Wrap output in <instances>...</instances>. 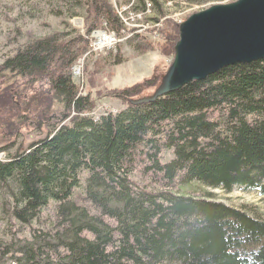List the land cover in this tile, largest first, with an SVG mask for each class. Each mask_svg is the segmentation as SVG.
Here are the masks:
<instances>
[{"label": "trees", "instance_id": "1", "mask_svg": "<svg viewBox=\"0 0 264 264\" xmlns=\"http://www.w3.org/2000/svg\"><path fill=\"white\" fill-rule=\"evenodd\" d=\"M56 2L51 13L63 18L64 30L29 38L0 66L20 97L33 93L24 111L5 91L6 126L34 112L48 121L43 138L0 160V264H264V219L185 191L199 183L264 196V59L138 104L131 101L151 95L167 70L96 90L98 70L84 94L72 67L90 47L91 33L126 27L109 0ZM132 2L137 11L150 4L146 21L167 19L154 16L159 0L126 3ZM76 16L84 31L69 29ZM163 25L161 41L135 49L174 57L179 24ZM131 34L132 41L141 33ZM44 82L49 90L37 92ZM102 97L125 106L96 118ZM165 152L172 158L164 162Z\"/></svg>", "mask_w": 264, "mask_h": 264}, {"label": "rangeland", "instance_id": "2", "mask_svg": "<svg viewBox=\"0 0 264 264\" xmlns=\"http://www.w3.org/2000/svg\"><path fill=\"white\" fill-rule=\"evenodd\" d=\"M109 1L113 5L115 12H119L120 7L130 4L126 3L129 0ZM234 1L236 0H224L217 3H231ZM213 3L189 4L182 0H159L160 9L158 7L155 8L154 16L158 19L165 15L163 18L170 19L173 22L177 18H185L186 20L191 14L207 9ZM53 6H58L56 0H0V66L7 57L14 53L18 45L24 44L29 38L43 37L50 33L64 30V26L61 24L63 18L51 13ZM125 16L128 17L125 18L127 22L124 23L127 32L123 33V38L120 37L116 42L111 41L108 48L104 50L96 48L98 51H95L89 47L87 52L74 63L82 70V76L80 78L75 77V81L82 86V93L90 92V76L98 70L99 72L95 73L94 78L97 86L95 87L96 90L104 89L105 87L123 88L130 86L153 76L155 73H164L170 66L174 57H166L157 49L145 50L144 52H139L135 49V46L140 47L141 45L142 47L144 42H152L155 45L158 40L161 41L162 37L160 35H162L161 32L166 27L163 24H166L167 19L163 20L162 25L160 24L159 26L156 25L157 23H152L153 20L148 22L149 26L147 29L150 28L152 33L142 30L141 34H139L140 38H135L131 41L129 39L132 35L131 32L138 28L131 26L133 20L129 19L128 13ZM68 21L70 30L84 31V21L81 16L68 19ZM142 36L143 39L141 40ZM117 61H120V64H117ZM14 83V81H6L0 70V100L2 99L0 101V160L8 159L18 149L27 148L31 143L43 138L47 133L46 123L43 124V120L35 112L22 120H16V124L12 127L6 126V121L10 115L7 108L11 106L4 107L3 95L5 91L8 90L11 96L14 94L13 101L24 111H26V108L24 109L25 103L30 100L33 94L29 92L23 98L20 97L21 88L16 84L14 85ZM35 90L37 92H45L49 90V86L45 82L38 83L35 86ZM153 91H148L147 93H153ZM16 92L17 95H15ZM124 106L119 99L102 97L97 100V106L92 114L98 118L109 111L117 112L123 109ZM13 113L15 114L16 112L13 111ZM13 117L16 118L17 115H13ZM39 123H42L41 129H38ZM171 158L172 153L165 152L163 161H168ZM133 179L140 183L144 181L138 175H134ZM185 191L196 196L210 195L209 197L213 200L242 209L253 216L264 219V196H261L256 191H245L241 188H235L233 191L227 192L223 189L208 188L199 183H193ZM79 192L81 191L76 190V193ZM46 214L47 217H51L53 214L52 208ZM2 227L3 225L0 224V230H2ZM19 235L27 236V232ZM0 236H2V233H0Z\"/></svg>", "mask_w": 264, "mask_h": 264}, {"label": "water", "instance_id": "3", "mask_svg": "<svg viewBox=\"0 0 264 264\" xmlns=\"http://www.w3.org/2000/svg\"><path fill=\"white\" fill-rule=\"evenodd\" d=\"M174 58L154 92L138 104L204 80L238 63L264 59V0L213 4L179 25Z\"/></svg>", "mask_w": 264, "mask_h": 264}, {"label": "built area", "instance_id": "4", "mask_svg": "<svg viewBox=\"0 0 264 264\" xmlns=\"http://www.w3.org/2000/svg\"><path fill=\"white\" fill-rule=\"evenodd\" d=\"M171 4V3H169ZM133 2L128 4L127 6L120 7V11L117 13L119 14L120 18L124 23H126V19L128 18L125 15L128 13L129 14V19L133 20L132 22V27H137L138 29H134L138 33H141L142 30L148 28L150 21H146L147 16H152L153 11L150 9V4L148 5V8L145 11H137L132 8ZM185 20V18L182 19H175V22L178 23L179 25ZM157 26L160 25V22L156 24ZM126 30H123L122 33H117L116 31L113 30H108L107 28H101L93 31L90 35V48L91 50L98 51V49H105L108 48L109 43L116 42L117 39L119 40L120 37L123 38V33ZM127 32V31H126ZM125 32V33H126ZM159 41V40H158ZM98 48V49H96ZM90 50V51H91ZM72 74L75 77L80 78L82 76V70L80 67H77L74 65L72 67Z\"/></svg>", "mask_w": 264, "mask_h": 264}, {"label": "flooded vegetation", "instance_id": "5", "mask_svg": "<svg viewBox=\"0 0 264 264\" xmlns=\"http://www.w3.org/2000/svg\"><path fill=\"white\" fill-rule=\"evenodd\" d=\"M15 95H17V92L15 93ZM13 98H14V97H13ZM1 100H2V99H1ZM1 100H0V101H1ZM41 120H42V119H41ZM32 122H33V121H32ZM44 123H46V125H47L46 128H47V127H48V121H47L46 119L43 120V124H44ZM41 124H42V123H39V124H38V129H41ZM42 128H43V126H42Z\"/></svg>", "mask_w": 264, "mask_h": 264}]
</instances>
